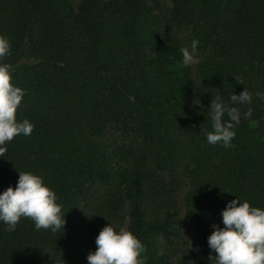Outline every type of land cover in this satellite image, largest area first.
Wrapping results in <instances>:
<instances>
[{"label":"trees","instance_id":"1","mask_svg":"<svg viewBox=\"0 0 264 264\" xmlns=\"http://www.w3.org/2000/svg\"><path fill=\"white\" fill-rule=\"evenodd\" d=\"M0 36L25 91L15 118L33 125L6 144L0 191L36 174L65 220L0 224V264H87L107 223L144 264H215L206 237L226 202L264 210V0H0ZM243 88L251 103L230 106L251 116L209 145L211 99Z\"/></svg>","mask_w":264,"mask_h":264},{"label":"clouds","instance_id":"2","mask_svg":"<svg viewBox=\"0 0 264 264\" xmlns=\"http://www.w3.org/2000/svg\"><path fill=\"white\" fill-rule=\"evenodd\" d=\"M10 44L0 36V60L9 54ZM181 66L190 67L197 62V44L180 49ZM25 91L11 83L10 66L0 63V157L6 152V144L14 137L31 134L33 125L28 120L15 118ZM264 102V93L256 92ZM225 103L217 94L209 103L211 131L205 132L209 145L229 147L234 138V126L241 117L247 120L251 109L240 113L230 104H249L252 94L246 89L232 94ZM226 117V119H225ZM55 193L43 183L40 176L31 172H18L15 188L9 186L0 191V224L4 231L13 232L22 218L30 219L36 230L60 231L65 223L61 205ZM223 227L210 225L212 231L206 237L207 247L215 253V264H264V210L251 207L247 201L237 198L226 202L220 212ZM94 252H89L87 264H144V245L124 228L114 229L108 223L94 239Z\"/></svg>","mask_w":264,"mask_h":264},{"label":"rangeland","instance_id":"3","mask_svg":"<svg viewBox=\"0 0 264 264\" xmlns=\"http://www.w3.org/2000/svg\"><path fill=\"white\" fill-rule=\"evenodd\" d=\"M186 232H187L191 237L193 236V233H191V232H192V228H191L190 224L188 225V229H187Z\"/></svg>","mask_w":264,"mask_h":264}]
</instances>
